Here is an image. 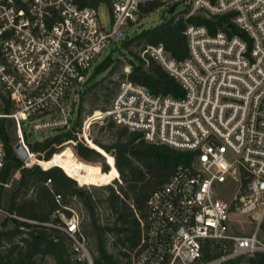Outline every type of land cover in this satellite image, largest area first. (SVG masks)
Wrapping results in <instances>:
<instances>
[{"label":"built area","instance_id":"2783aa9c","mask_svg":"<svg viewBox=\"0 0 264 264\" xmlns=\"http://www.w3.org/2000/svg\"><path fill=\"white\" fill-rule=\"evenodd\" d=\"M83 1L0 0V119L13 120V147L20 142L28 153L12 181L21 177L22 168L33 166L32 156L44 159L30 147L32 133L73 129L74 96L89 81L91 68L105 48L131 37L140 6L156 0H112L111 6L104 0ZM157 1L167 11L176 2ZM104 4L110 9L109 25L101 13ZM187 4L194 9L187 16L199 15L194 12L199 9L212 20L221 15L230 20L214 30L188 24L184 59L170 56L161 43L143 50L179 81L184 94H155L125 78L109 107L84 119L75 131L77 141L71 139L88 141L91 123L110 117L148 142L193 153L148 197L132 264H229L264 252L257 231L230 233L232 214L259 224L264 218V0ZM6 158L0 136V169ZM227 180L237 188L231 199H221L218 185ZM55 197L61 203L62 196ZM71 210L59 227L71 238L74 258L95 264L79 214ZM0 215L16 217L1 204ZM207 241L222 250L209 260L203 253Z\"/></svg>","mask_w":264,"mask_h":264},{"label":"trees","instance_id":"16d2710c","mask_svg":"<svg viewBox=\"0 0 264 264\" xmlns=\"http://www.w3.org/2000/svg\"><path fill=\"white\" fill-rule=\"evenodd\" d=\"M104 1L111 6L112 0ZM92 2L84 0L82 3ZM162 7L163 3L157 0L142 4L139 21ZM188 12L187 8L174 12L156 25L140 30L123 42L126 50L132 45L139 50V54L131 51L136 61H130L129 72L123 74L113 90L104 94V99L101 100L105 102L98 106V109L95 107L94 111L106 110L109 107L120 82L125 78L145 85L155 94L176 97L184 94L179 81L151 53H143V50L150 45L161 43L170 56L184 59L189 51L185 33L188 24L207 25L214 30L218 27L225 28L226 22L230 20L228 15H221L212 20L195 14L187 16ZM110 66L111 70L118 67L111 58L104 59L97 64L89 80L94 75L109 70ZM101 82L96 81L89 88L93 90L92 88ZM106 89L108 87L104 86L103 90ZM82 110L83 106H80L72 130L60 131L30 143L31 149L39 152L40 157L43 153L44 159L38 158V164L22 168L21 177L13 181L11 179L23 161L17 156L11 141L13 120L0 119V136L5 142L7 152L6 163L0 169V181L3 182L0 184V204L16 215L4 217L0 221V264H43L47 257L52 258L56 264H87L79 263L74 258L71 238L59 227L64 224L60 213L68 218L72 215L69 205L73 197L79 198L88 216L87 219H81L79 215L80 230L92 245L90 252L95 264H132V253L142 234L139 217L144 216L148 197L153 190L168 180L179 163L189 162L193 158L192 152L162 143L148 142L139 131L119 125L110 117L105 118L112 132L115 130L110 143H103L98 139L90 140L88 137L89 146L83 141H78L75 146L66 142L61 149L65 141H77L75 131L82 125ZM69 146L74 151L72 155L66 150ZM112 149L114 156L107 152ZM98 150L112 161L115 158L113 166L117 174L112 180L119 176L120 183L117 187L105 184L106 186L102 187L107 196L95 199L88 192H83V188L77 183V180L84 183L85 179L80 174L78 163L101 165L102 171L107 175L109 166L104 163L103 155ZM48 178L51 179L49 185L46 184ZM9 181L11 184L8 188L4 183ZM56 193L62 196L61 203L56 200ZM104 203L113 219L107 214L102 217L99 213L98 207ZM221 252L220 245L212 241H207L203 248L204 259L207 260ZM237 261L241 264H264V252L242 257Z\"/></svg>","mask_w":264,"mask_h":264},{"label":"rangeland","instance_id":"374dc122","mask_svg":"<svg viewBox=\"0 0 264 264\" xmlns=\"http://www.w3.org/2000/svg\"><path fill=\"white\" fill-rule=\"evenodd\" d=\"M177 1L180 2L178 6V10H182L186 8L189 10V12L194 10L191 5L187 4L190 0H176V2ZM176 2L174 1V3ZM97 3L99 4V2ZM194 12L199 15H201L200 13H202V12H199V9H195ZM101 13H102L104 22L107 25H109L110 19H111L109 7L105 4L102 5ZM168 15L169 13L166 7H162L158 9L157 11H154L149 16L140 20L136 25H132L130 27L131 28L130 35L132 36L144 28H149V27L156 25ZM125 40L121 42L120 41L115 42L113 46L110 45L107 48H105V50L103 51L99 59V61L101 62L106 58H111L114 61V65L117 64L118 67L115 68L114 70H111V66H110L109 70H107L106 72L100 75H96V76L94 75L92 79H90L83 85L79 93L76 96H74L75 98H74L73 107H72L73 121H75L76 117H78V110L80 106H83V110H82V114L80 118L82 123L84 119H86L89 116L88 114L91 111L92 112L94 111L95 107L96 109H98V106L102 105L105 102L104 100H101V98L104 99V94L108 92L109 90H113V88L115 87V84H117V82H119V80L122 79L121 77L123 76V74L126 71L130 70V61H134V62L136 61V58L132 54L131 51L139 54L138 53L139 50L135 46H132V45L130 49L126 50L123 47V42H125ZM96 66L97 64L91 68L90 75L93 73ZM96 81H102V82L98 84L96 87H93L92 88L93 90H91L89 88L90 85L92 83H95ZM104 86H107L108 89L103 90ZM96 115H99V113ZM95 117H98V116H95ZM89 123H90V119L87 120L86 125H88ZM108 125L109 123L108 121H106V119L98 118L94 120V122L91 123L90 129H89V136H88L89 139L90 140L98 139L99 141L103 143H110L112 141L111 135H113L112 133H114L115 130H113L112 132V130L110 129ZM30 127L31 125L29 124L26 128V131H29ZM78 129L79 127L77 128V130ZM55 133L56 132L54 131L32 133L31 136L28 137V139L30 143H33L37 140H42L45 137H48ZM10 135H11L12 143H15L17 141V134H16V129L14 126L11 129ZM83 141L87 142V145L89 146L88 144L89 142L87 140L83 138ZM66 142H71V144L74 146L76 144V143H73L71 140H67L61 145V149L63 148ZM66 150L70 155H72L74 152L70 146ZM112 151L114 150L112 149L111 151H107V152L113 155ZM102 155H103L104 163H106L109 166L108 174L105 175L106 173L102 171L101 165L86 162V164L81 166L84 169V171H86V175H87L86 178L84 179V183H80L77 180L78 185L83 188V192H88L95 199L105 198L107 196V192L105 189H103L102 186L114 185L115 187H117L118 184L120 183L119 181L120 179L117 178L118 176L116 177L117 179L112 180V178L115 177L117 174V170L113 166L114 161H112V159H110L108 156H105L104 154ZM37 163L38 161H35L33 162L32 165L37 164ZM236 188L237 186L232 180H227L225 183L218 185V196L221 199H231L236 191ZM69 206H71L72 209H74L77 213H79L81 219L88 218V216L86 215L84 206L78 197H73L71 204ZM98 211L99 213H101L102 217H104L107 214L108 217H110V219H113V217L110 214V211L107 209L106 203L99 206ZM71 212L73 213V211ZM60 214L63 217V213H60ZM231 218H232V226H231L230 233L232 235L250 234L254 231H257L260 239L264 241V218L263 220H261L260 224H259V220H251L250 218L240 215V214H232ZM2 219H3V216H0V221H2ZM88 247H89V250L90 249L92 250V245H90L89 243H88ZM217 250H219V247L217 248ZM43 264H56V262L52 258L47 257ZM229 264H241V263L240 261H237V262L235 261Z\"/></svg>","mask_w":264,"mask_h":264},{"label":"water","instance_id":"95a60500","mask_svg":"<svg viewBox=\"0 0 264 264\" xmlns=\"http://www.w3.org/2000/svg\"><path fill=\"white\" fill-rule=\"evenodd\" d=\"M179 4H180V2L177 1L176 3H174V4H172L170 6V8L168 10L169 15H171V14H173L175 12V10L178 8ZM14 150H15L17 156L19 158H21L22 160L27 158L28 153H27L26 149L24 148V146L20 142H18V143L15 144ZM99 152L102 153L101 151H99Z\"/></svg>","mask_w":264,"mask_h":264},{"label":"bare ground","instance_id":"6f19581e","mask_svg":"<svg viewBox=\"0 0 264 264\" xmlns=\"http://www.w3.org/2000/svg\"><path fill=\"white\" fill-rule=\"evenodd\" d=\"M88 141H89V140H88ZM104 155L107 156L106 154H104ZM36 159L38 160V163H39L40 159L36 158L35 156H32V161H33V162H35ZM78 165H79V169H80V174H81V176H83V177L86 178L87 175H86V172L84 171V169L81 167L82 164L78 163ZM114 170H115V169H114Z\"/></svg>","mask_w":264,"mask_h":264},{"label":"crops","instance_id":"0c3cea01","mask_svg":"<svg viewBox=\"0 0 264 264\" xmlns=\"http://www.w3.org/2000/svg\"><path fill=\"white\" fill-rule=\"evenodd\" d=\"M0 216H3V215H0ZM3 218H4V216H3Z\"/></svg>","mask_w":264,"mask_h":264}]
</instances>
